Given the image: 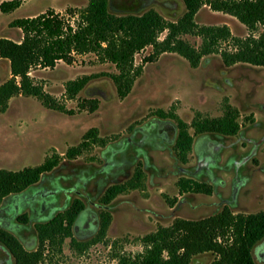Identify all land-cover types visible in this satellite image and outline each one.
Masks as SVG:
<instances>
[{
	"label": "rangeland",
	"instance_id": "rangeland-1",
	"mask_svg": "<svg viewBox=\"0 0 264 264\" xmlns=\"http://www.w3.org/2000/svg\"><path fill=\"white\" fill-rule=\"evenodd\" d=\"M8 1L12 0H0V4ZM17 1L20 6L16 11L9 15L0 13V38L19 39L20 32L11 23L46 11L73 23L68 19L69 11L77 13L89 2ZM107 1L116 16L142 15L152 10L165 21L176 22L185 13L182 0ZM194 22L200 27L226 26L233 37L241 40L250 35L237 19L215 13L207 5L201 6ZM261 31L258 26L252 35L258 37ZM165 35L162 33L159 40ZM181 39L195 49L202 44L199 37L187 35ZM221 50L232 52L234 48L223 43ZM151 53L152 48L147 47L134 56V67L142 64V72L124 99L118 97L111 80L117 74L116 68L86 54L75 56L71 65L59 62L54 69H34L29 73L67 113L48 110L33 98L17 97L0 114L1 170L35 167L53 155L61 159L35 187L8 197L0 208V223L7 224V230H12L26 250L37 247L33 226L48 221L56 211H65L74 200L81 201L88 210L73 229L79 242H89L98 235L100 211L111 215L100 243L79 253L70 248L67 239L61 252L48 254L42 264H118L121 256L141 254L142 238L170 226L175 219L207 218L224 207L235 215L264 211V142H260L264 136V68L248 64L225 67L217 54L203 57L197 68H191L176 54H163L155 62L144 64L142 61ZM9 77L8 63L0 61V83ZM82 77L92 79L74 100H67L65 84ZM87 88L98 93L87 94ZM89 99L98 101V109L92 114L79 108ZM226 107L238 112L240 128L235 137L194 134L191 125L195 119L220 118ZM168 115L186 124L193 137L186 164L178 162L173 153L177 130L168 126V132L172 130L171 144L155 143L156 120L176 127ZM92 129L97 131L99 142L79 157L67 159L66 152L78 147ZM128 138L132 143L126 144ZM214 146H219L220 151ZM138 165L144 174L143 186L101 208L105 191L128 182ZM180 179L209 186L210 196L181 195L177 187ZM23 216L26 220L17 225L14 218ZM254 257L256 264H264L260 253L255 251ZM212 260L211 254H205L194 257L190 264H210ZM8 261L7 252L0 246V264Z\"/></svg>",
	"mask_w": 264,
	"mask_h": 264
},
{
	"label": "trees",
	"instance_id": "trees-1",
	"mask_svg": "<svg viewBox=\"0 0 264 264\" xmlns=\"http://www.w3.org/2000/svg\"><path fill=\"white\" fill-rule=\"evenodd\" d=\"M184 15L176 22H167L156 12L149 10L142 15L116 16L107 0H89L79 11H69L67 21L53 11L34 17L16 19L11 27L20 32L21 39L15 42L0 38V61L9 65L10 77L0 83V114L5 113L14 98H33L52 111L64 112L53 99L43 92L29 73L34 69H54L62 62L71 65L75 56L93 54L99 63H110L117 74L111 77L116 93L124 99L131 91L135 80L141 75L142 64L134 67V56L147 47L152 53L142 62L153 63L163 54H176L197 68L203 57L217 54L225 67L248 64L264 68V0H182ZM207 5L215 13L234 17L250 32L246 39L233 37L226 26L200 27L194 18ZM20 2L12 0L0 4V13L9 15L16 11ZM260 26L258 37L252 34ZM166 32L163 40L160 35ZM199 37L202 44L195 49L182 40V36ZM223 43L230 44L234 51L221 50ZM92 77L69 81L64 86V97L74 100ZM80 110L89 114L96 112L98 101L84 100ZM69 114H72L69 112ZM159 116H163L158 113ZM168 117L176 122L177 134L173 145L175 159L187 163L192 150L193 137L186 124L174 115ZM238 112L226 107L217 119H195L191 128L195 135L216 134L235 137L239 132ZM99 142L97 131L92 129L83 142L69 149L65 157L75 159L92 145ZM101 144H103L101 142ZM53 155L35 167L19 171L0 169V205L6 198L25 192L36 185L41 176L53 171L60 162ZM144 174L137 166L132 178L125 184L108 188L100 203L110 205L118 196L143 186ZM179 193L210 196L209 186L191 179H180ZM173 203V202H172ZM84 205L74 200L68 209L50 221L34 225L37 238L35 250H26L10 232L0 228V245L12 258V264H42L48 254L61 252L65 240L71 249L81 253L90 246L100 243L111 223L108 211L99 212L98 235L89 242H79L73 229ZM20 221H25L23 216ZM264 242V211L257 214H233L227 207L218 213L199 220L175 219L168 227H160L142 238L143 252L134 257L121 256L118 264H190L194 257L211 254L210 264H256L254 253Z\"/></svg>",
	"mask_w": 264,
	"mask_h": 264
},
{
	"label": "flooded vegetation",
	"instance_id": "flooded-vegetation-1",
	"mask_svg": "<svg viewBox=\"0 0 264 264\" xmlns=\"http://www.w3.org/2000/svg\"><path fill=\"white\" fill-rule=\"evenodd\" d=\"M86 93L88 94V93H98V91H96V92H93L92 91V89L91 88H87L86 89ZM103 95V94H102ZM104 97V96H103ZM156 123L158 124H155V143L156 144H158V143H162V144H164V146L167 144H171V138L169 137V133H172V130H170V132H168V126H171L172 127V129L175 131V130H177V128L174 126H172L171 125V123H162V122H160L159 120L157 121L156 120ZM177 132V131H176ZM177 134V133H176ZM222 137V136H221ZM175 139H176V137L174 138V142H175ZM127 143L126 144H130V143H132V140L131 139H127V141H126ZM141 141H138V143H140ZM260 142H264V136L262 137V140H260ZM135 144V143H134ZM137 144V143H136ZM166 145V146H167ZM214 149L215 150H219L220 149V147L219 146H214ZM220 151V150H219ZM253 153V152H252ZM43 176V175H42ZM40 182V181H39ZM38 182V183H39ZM33 187H35V185L33 186ZM7 199V198H6ZM6 199L5 200H3L2 201V203H1V205H0V208H1V206L4 204V201H6ZM101 208H103V209H105L106 207L105 206H101ZM222 210V209H221ZM86 212H88V210L87 209H85V207H84V210L82 211V213L81 214H83V213H86ZM59 213H61L60 211H56V213H53L51 216H50V218L48 219V221H50L51 219H53L55 216H57ZM81 214L79 215V217L81 216ZM79 217H78V219H77V221L76 222H78V220H79ZM20 218V217H19ZM200 219H202V218H200ZM14 220L16 221V223H17V225L19 224V225H22V221H19V219H18V217L17 218H14ZM196 220H199V219H196ZM47 222V221H46ZM15 223V224H16ZM29 225H31V222H30V220L27 222ZM5 226H7V224L6 223H4V221L3 222H1L0 223V228L1 229H3V230H6V231H8V232H10L11 234H13L14 235V233L12 232V230L10 229V230H7V228L5 227ZM75 226H76V223H75ZM19 226H17V228H18ZM75 228V227H74ZM33 229H34V226H33ZM35 232V231H34ZM15 237H16V235H14ZM17 238V237H16ZM18 239V238H17ZM19 240V239H18ZM19 242H20V240H19ZM21 243V242H20ZM21 245H22V243H21ZM4 250H5V248L2 246V245H0ZM23 246V245H22ZM6 251V250H5ZM7 252V251H6ZM7 254H8V252H7ZM8 256H9V261H8V263L7 264H12V258H11V256L8 254Z\"/></svg>",
	"mask_w": 264,
	"mask_h": 264
},
{
	"label": "water",
	"instance_id": "water-1",
	"mask_svg": "<svg viewBox=\"0 0 264 264\" xmlns=\"http://www.w3.org/2000/svg\"><path fill=\"white\" fill-rule=\"evenodd\" d=\"M257 253H260V258L264 260V242L262 243L261 246L258 247L256 250Z\"/></svg>",
	"mask_w": 264,
	"mask_h": 264
},
{
	"label": "crops",
	"instance_id": "crops-1",
	"mask_svg": "<svg viewBox=\"0 0 264 264\" xmlns=\"http://www.w3.org/2000/svg\"><path fill=\"white\" fill-rule=\"evenodd\" d=\"M37 15H38V14H37ZM37 15H32V16H29V17H34V16H37ZM20 39H21V35H20V38H19V39H16V40L11 39V40H13V41H15V42H18Z\"/></svg>",
	"mask_w": 264,
	"mask_h": 264
},
{
	"label": "built area",
	"instance_id": "built-area-1",
	"mask_svg": "<svg viewBox=\"0 0 264 264\" xmlns=\"http://www.w3.org/2000/svg\"><path fill=\"white\" fill-rule=\"evenodd\" d=\"M60 17H62V16H60ZM62 18H64V17H62ZM68 19H69V16H68Z\"/></svg>",
	"mask_w": 264,
	"mask_h": 264
}]
</instances>
